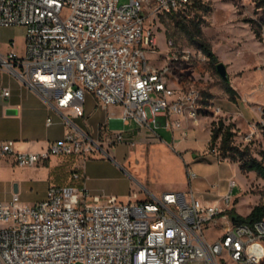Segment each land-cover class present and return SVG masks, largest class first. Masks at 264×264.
<instances>
[{"label": "built area", "instance_id": "built-area-1", "mask_svg": "<svg viewBox=\"0 0 264 264\" xmlns=\"http://www.w3.org/2000/svg\"><path fill=\"white\" fill-rule=\"evenodd\" d=\"M208 0H0V27L23 29V53H0V71L59 108L80 105L86 93L105 108L119 107L118 119L154 134L196 125L203 115L199 94L174 89L167 74L175 62L205 59L201 51L175 48L164 38L160 58L153 22L186 15ZM264 50V25L259 24ZM0 94L9 95L0 86ZM219 112V108L214 109ZM47 118V124L50 123ZM264 133V106L245 135ZM126 140L113 128L92 138L70 130L41 152H19L0 142V166L43 163L53 156L72 157L70 180L50 185L44 197L27 205L18 193L0 200V264H264V217L233 219L229 208L234 180L218 201L197 198L190 184L196 174L186 166L188 188L164 191L143 201L88 205L85 163L93 154ZM215 152V149H212ZM211 232V236H208Z\"/></svg>", "mask_w": 264, "mask_h": 264}, {"label": "rangeland", "instance_id": "rangeland-1", "mask_svg": "<svg viewBox=\"0 0 264 264\" xmlns=\"http://www.w3.org/2000/svg\"><path fill=\"white\" fill-rule=\"evenodd\" d=\"M259 24L264 25V2L260 0H208L201 8L190 9L185 16L173 19L168 15L153 22L160 52V58H154L157 65L164 63V38H171L180 52L198 50L195 40H201L216 56L213 62L201 52L205 59L175 62L167 74L174 89L192 88L199 94L203 115L196 125L190 124L187 128V132L193 131L195 135L196 141L190 147L194 157L189 152L177 154L168 143L117 144L113 160L104 154L87 160L88 205L136 202L148 198L149 193L183 189L188 186L185 165L196 174L190 184L195 193L224 190L218 194L221 198L229 191V181H235L229 206L235 217L243 218L253 206L264 205V180L255 171L238 169V165L248 159L260 160L264 151L263 133L245 138L249 124L258 120V107L264 106V50ZM21 30L11 26L1 29L0 35L11 38V41L6 40L9 47L23 49ZM14 51L18 55L22 53ZM218 62L226 66V81L216 72ZM215 108L220 111L215 112ZM219 118L224 124L232 125L233 144L245 153L235 161L222 158L221 153L209 150L206 145L209 123ZM54 160L57 161L55 168ZM74 165V159L65 156L51 157L48 163L44 161L34 166L1 165L0 199L4 197L2 185L8 182L12 188L20 184L22 203H36L44 197L48 186L67 183Z\"/></svg>", "mask_w": 264, "mask_h": 264}, {"label": "crops", "instance_id": "crops-1", "mask_svg": "<svg viewBox=\"0 0 264 264\" xmlns=\"http://www.w3.org/2000/svg\"><path fill=\"white\" fill-rule=\"evenodd\" d=\"M8 28L10 27H0V30ZM20 28L22 29V27ZM21 35L23 36V29L21 30ZM6 40L11 41V38L9 36L0 35L1 54H5L10 50L14 51L15 49L19 51V53H23V49L20 47H9ZM0 86L8 87L9 89L8 96L0 94V142L12 141L15 151L41 152L45 150L51 142L62 139L64 134L70 130L82 132L95 138L98 134L103 135V133L108 132L110 129L119 128L122 129L128 141L152 144L168 143V147L177 154L189 152L190 155L194 157L193 150L190 148L196 141L193 131L189 130L186 137H182L178 130L170 131L166 129L162 119H158L156 124L152 123L154 132L152 135V133L148 131L138 129L133 122L122 123L118 119L120 115L119 107L109 105L102 108L91 93L85 94L80 105L59 109L47 103L39 93L27 87L18 77L5 70L0 71ZM47 118L51 120L48 124L46 122ZM184 126L189 128L190 123L187 122ZM207 131L208 138L206 145H208L210 139L208 128ZM104 147L108 159L113 160L117 146L112 145L107 147L104 145ZM101 155L103 154L99 152L93 154L92 157L98 158L101 157ZM54 157L55 156H53V158ZM50 159L51 157L46 160V163H48ZM56 162L57 161L54 160L52 163L54 168L56 167ZM114 163L117 164L115 161ZM87 164L88 161L85 163L83 170L84 182ZM2 165L11 166L13 168L16 167L12 164L10 159L4 161ZM19 185L17 191L13 192L11 184L8 182L3 184L2 190L4 191V197L0 200L8 199L12 193H18L20 197ZM187 188L188 186H185L183 189L172 188L164 191L181 192L185 191ZM164 191L156 194L149 193V197L153 195L158 196ZM223 191L224 190L219 192L198 190L197 193L194 192V194L203 201L215 202L220 199L218 198V194H222ZM145 199L138 201H143Z\"/></svg>", "mask_w": 264, "mask_h": 264}, {"label": "trees", "instance_id": "trees-1", "mask_svg": "<svg viewBox=\"0 0 264 264\" xmlns=\"http://www.w3.org/2000/svg\"><path fill=\"white\" fill-rule=\"evenodd\" d=\"M264 2V0H260ZM203 5H198L195 9L201 8ZM173 19H176L178 14L170 15ZM185 16V15H182ZM177 24H179V20H176ZM184 26V24H182ZM197 46L201 50V52L209 58L210 61L215 62L216 56L210 51L209 46L200 41L195 40ZM226 81V79H225ZM226 90L231 93L232 90L229 87H226ZM209 132L210 139L208 142V149L217 150L222 158H230L232 161H235L236 157L242 156L244 151L240 150L237 146L233 144L234 132L232 131L231 124H224L222 119H217L216 121H211L209 123ZM264 134V133H263ZM217 145V148L215 147ZM240 159V158H239ZM239 170L242 171H255L257 175H259L264 180V151L261 153V159H248L238 165ZM231 217L233 219H240L243 221H255L264 217V205H255L251 208L249 213L245 217H235L232 209L229 211Z\"/></svg>", "mask_w": 264, "mask_h": 264}, {"label": "water", "instance_id": "water-1", "mask_svg": "<svg viewBox=\"0 0 264 264\" xmlns=\"http://www.w3.org/2000/svg\"><path fill=\"white\" fill-rule=\"evenodd\" d=\"M215 69H216V72L217 74L222 78V79H227V71H226V66L224 63L222 62H218L216 63L215 65ZM108 157V155H107ZM17 191V186L16 184L13 185V192H16Z\"/></svg>", "mask_w": 264, "mask_h": 264}]
</instances>
